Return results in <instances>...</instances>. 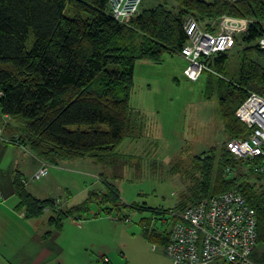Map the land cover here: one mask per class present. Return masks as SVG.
Masks as SVG:
<instances>
[{"label":"trees","instance_id":"trees-1","mask_svg":"<svg viewBox=\"0 0 264 264\" xmlns=\"http://www.w3.org/2000/svg\"><path fill=\"white\" fill-rule=\"evenodd\" d=\"M174 1L171 8L165 3L141 7L129 22L120 23L108 11V0H0V117H10L6 129L18 132L14 141L29 145L49 164L85 157L111 161L123 139L139 129L141 115L130 103L136 62H161L165 54L179 52L188 40L185 22L189 16L207 28L224 14L251 21L236 38L235 46L245 45L240 49L239 74L227 80L208 72L205 94L207 99L218 96L227 140L248 136L252 129L236 112L250 93L264 96V47L259 43L264 35V0ZM31 32L34 43L28 49ZM227 59V51L216 54L215 71L222 73ZM16 120L21 125L14 126ZM226 141L218 152L212 147L195 156L200 174L193 176L189 193L181 195L175 209L180 212L224 191H240L257 214V245L251 256L256 264H264V170L258 169L262 158L237 159ZM103 181L105 193L91 190L83 203L67 208L59 207L55 197L32 194L20 171L13 185L26 218L52 210L48 237L70 217L84 220L80 214L89 215L90 204L101 195L100 202L118 205L119 210V190ZM171 218L174 223L177 216ZM144 226L146 239L166 244L170 231Z\"/></svg>","mask_w":264,"mask_h":264},{"label":"rangeland","instance_id":"rangeland-1","mask_svg":"<svg viewBox=\"0 0 264 264\" xmlns=\"http://www.w3.org/2000/svg\"><path fill=\"white\" fill-rule=\"evenodd\" d=\"M160 3L170 8L176 5L174 0H143L141 7L151 8ZM33 43L31 32L27 48L31 49ZM244 46L236 45L227 51L222 73L204 72L196 80L185 75L189 63L178 52L165 54L161 62L138 60L130 103L133 111L141 115L137 121L139 129L123 139L111 161L96 162L85 157L57 165L50 163L49 174L34 181L31 177L36 153L29 145L19 151L21 173L28 179L27 189L42 198L56 197L68 207L80 204L88 198V190L107 191L104 179L119 190V210L118 205L100 202L101 195L90 204L89 215L80 214L85 217L82 223H78L77 217L64 221L57 239L63 247L57 264H91V259L94 264H105L97 262L100 246L108 250L113 264H166L165 250L158 242L146 239L144 225L158 232L170 231L171 211L194 183L193 176L200 174L195 168V156L208 153L212 147L218 152L224 146L228 137L219 114V99L217 94L206 98V80L208 74L236 79L240 49ZM18 123L21 125L20 120L14 121V126ZM14 154L6 152L4 166L14 160ZM247 168L241 167L243 171ZM254 181L257 185L262 181L264 187V179L257 181L254 177ZM99 211L102 214L96 216ZM51 214L49 208L39 217V229H50L47 219ZM125 217L130 220L125 221ZM153 244L157 245L155 250ZM52 254L58 257L55 251ZM47 261H53L51 256Z\"/></svg>","mask_w":264,"mask_h":264},{"label":"built area","instance_id":"built-area-1","mask_svg":"<svg viewBox=\"0 0 264 264\" xmlns=\"http://www.w3.org/2000/svg\"><path fill=\"white\" fill-rule=\"evenodd\" d=\"M142 2L108 0V11L120 23H127L138 14ZM250 22L246 17L224 14L206 28L189 16L185 22L188 40L178 52L189 63L185 75L196 80L205 71L215 72L212 63L216 54L231 50ZM259 43L264 47V35ZM236 114L252 132L246 137L228 139L227 146L236 158L261 157L258 169L264 170V96L250 93ZM9 119L6 114L1 117L0 139H6ZM48 173L49 163L42 161L31 179L39 180ZM2 197L0 192V200ZM170 216L177 219L164 250L172 264H256L251 255L257 245V214L240 191L232 189L204 198L180 212L172 210ZM107 260L104 257L103 261Z\"/></svg>","mask_w":264,"mask_h":264},{"label":"crops","instance_id":"crops-1","mask_svg":"<svg viewBox=\"0 0 264 264\" xmlns=\"http://www.w3.org/2000/svg\"><path fill=\"white\" fill-rule=\"evenodd\" d=\"M16 135H18V132L8 127L4 133L7 139H0V192L3 196L2 200H0V264H47V262L49 264H57L60 261H58V258H61L60 252H62L61 250L63 249L57 241L62 229H60V231L53 230L52 235L46 237L45 234L49 229L44 228L41 230L38 228V223L40 221L39 217L26 218L25 209L20 206V200L15 193L13 185L14 175L17 171H22L20 169L21 163L18 159L19 151H21V149L26 150L25 143L22 144L14 141L16 138L13 137H16ZM9 151L11 153H13V151L15 152L14 160H11L8 165L4 166L3 159L6 152ZM41 163V158L36 155L33 158L34 172ZM26 186H28V179ZM90 191L88 190V195ZM31 193L39 198L43 197L36 195L37 193L35 194L33 191H31ZM57 202L59 203V207H68L62 200L58 199ZM73 221L76 222L75 219ZM83 221L84 220L77 222L82 223ZM160 245L164 250V245ZM156 248L157 245L153 249L155 250ZM99 250L101 252H99L97 262L113 264L111 257L106 253L108 250L102 246H100ZM54 251L57 253L58 257H53L54 254L52 253H54ZM165 255L167 257V259L165 258L166 264H169V259L171 261V258L166 253ZM50 256L53 261L49 262L47 259ZM104 257H107L108 260L103 261ZM91 260V264H94V260ZM160 264L163 263L161 262Z\"/></svg>","mask_w":264,"mask_h":264}]
</instances>
